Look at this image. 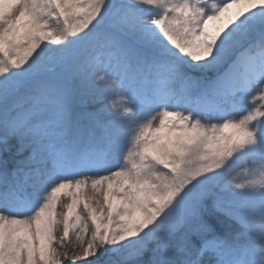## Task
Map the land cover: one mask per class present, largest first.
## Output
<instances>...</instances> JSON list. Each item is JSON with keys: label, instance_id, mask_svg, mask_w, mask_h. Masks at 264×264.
I'll return each instance as SVG.
<instances>
[{"label": "snow or ice", "instance_id": "6c2138e0", "mask_svg": "<svg viewBox=\"0 0 264 264\" xmlns=\"http://www.w3.org/2000/svg\"><path fill=\"white\" fill-rule=\"evenodd\" d=\"M209 205L264 240V0H0V264H264Z\"/></svg>", "mask_w": 264, "mask_h": 264}, {"label": "rangeland", "instance_id": "374dc122", "mask_svg": "<svg viewBox=\"0 0 264 264\" xmlns=\"http://www.w3.org/2000/svg\"><path fill=\"white\" fill-rule=\"evenodd\" d=\"M151 11L155 12L157 10L152 9ZM250 100L251 97H249V107L251 106ZM257 163L258 162L252 161L248 157L238 156L227 168V170L221 174L222 182H226L227 180L233 177L242 181L245 178V172L249 168L255 167ZM208 215L212 216L214 222L218 223L223 228V231L221 233H219L218 231H214V234L219 238L234 241L237 240V238L239 237V243L241 244L252 243L257 246L264 245V240L254 234L248 233L246 235L241 236L242 229L238 222L232 220L229 217L224 216L222 213L214 211L210 205L205 210L206 218ZM205 258L206 259H201V264H215L214 257L206 256ZM64 264H70V261H65Z\"/></svg>", "mask_w": 264, "mask_h": 264}, {"label": "trees", "instance_id": "16d2710c", "mask_svg": "<svg viewBox=\"0 0 264 264\" xmlns=\"http://www.w3.org/2000/svg\"><path fill=\"white\" fill-rule=\"evenodd\" d=\"M208 219H210V221L212 222L213 224V227H214V231H218L219 233H221L223 231V228L221 225H219L218 223L214 222L212 216L208 215L207 216ZM206 257V256H205ZM205 257L201 258V259H206Z\"/></svg>", "mask_w": 264, "mask_h": 264}]
</instances>
